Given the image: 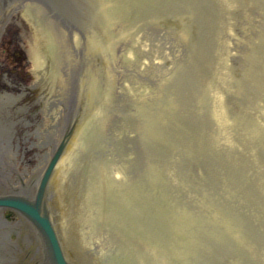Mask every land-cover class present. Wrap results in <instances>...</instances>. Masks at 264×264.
Segmentation results:
<instances>
[{
	"label": "rangeland",
	"instance_id": "374dc122",
	"mask_svg": "<svg viewBox=\"0 0 264 264\" xmlns=\"http://www.w3.org/2000/svg\"><path fill=\"white\" fill-rule=\"evenodd\" d=\"M57 1L74 23L104 32L111 54L100 137L92 146L74 140L57 186L54 178L49 186L47 205L64 244L70 236L82 247L97 220L98 248L79 257L129 264L105 209L97 215L98 183L106 177L137 189L145 183L152 199L143 213L152 227L186 234L179 260L168 252L158 264H264V0H125L113 23L103 0ZM179 15L185 25L174 21ZM19 32L33 59L30 31ZM30 139L11 138L20 171L36 164L39 149ZM228 217L243 244L214 233Z\"/></svg>",
	"mask_w": 264,
	"mask_h": 264
},
{
	"label": "bare ground",
	"instance_id": "6f19581e",
	"mask_svg": "<svg viewBox=\"0 0 264 264\" xmlns=\"http://www.w3.org/2000/svg\"><path fill=\"white\" fill-rule=\"evenodd\" d=\"M125 0H103L102 1V12L106 16L109 23H113L115 20H117V17L121 13H123V7L127 6L129 3L124 2ZM123 4V5H122ZM21 12L23 13V16L26 17V19L29 21L31 26L34 30L35 35V45H34V55L37 61V65L41 70H44V63L46 62L45 66V72L47 76V80L51 83L53 89L54 96H57L59 100L63 101L64 106L61 110L62 114L67 111V106L69 105V80L70 77L77 78V83L84 87L82 90V93L84 95L83 99V108L84 112L86 110H92L95 108V104L99 101V99L102 98V95L105 94V90L107 89V85L109 82V77L106 74V72L101 71V69H104L110 62V56L109 54V46L108 41L102 36L104 32L101 30L95 31V33L90 37L89 39L86 38L85 42H83L82 37L79 35V33L75 30L68 31L66 30L63 25L60 23L59 20H57L54 15L52 14L50 8L47 6L38 3V2H26L23 4ZM104 49L105 55L104 60H99L100 64H97V66L94 68L87 67L88 63L91 60H95V57H92V53H94L97 49L100 51ZM124 56H121L120 65H123L126 60L124 61ZM64 69V73H62V70ZM87 69V70H86ZM55 89V90H54ZM145 94V98H147L148 94ZM66 107V108H65ZM56 111V112H57ZM156 122H159V118L156 120ZM85 132V129H84ZM83 132V133H84ZM89 132V131H88ZM51 140H56L59 137V133L54 131L51 132ZM81 140L87 143L88 146H92L95 142L94 137L92 135L83 134L81 137ZM4 153L9 155V161L12 159V154L10 151V148H8V145L3 146ZM8 167V163H5V165L0 166V181L1 184L4 185V174L5 169ZM60 168V167H59ZM42 169L41 165L36 166L35 170L39 172ZM57 172H60V169H58ZM25 180H24V178ZM22 177L23 183H26V186H29L30 182L28 181L27 175H24ZM122 192L119 191V195L117 198L121 202L118 205L117 210L123 211V208H126L129 213L124 211L120 214L115 213L116 216L114 218V222H119L120 225L116 224L114 228L115 235L119 238L120 244L119 246H127L126 248H123V251L127 253L125 256L129 260V264H145L144 260H155V263L158 264V259H165V256L162 254L167 253L166 251L170 248L173 249L175 257L180 255L182 253V250L180 246L184 242V239H180L184 236H181V234L177 233V228H173L172 234L168 236L167 231H163V228H159L158 233L154 232L153 234H150L142 239L139 238L138 235H135L137 238H134L131 233V226H134V228H141L144 231L145 229H148V221L147 226L146 223L144 224L139 221L138 219V213L143 210L142 206L144 207L145 204L148 203L146 200V192L148 187L146 185L141 184L140 188H134L132 187V182H129V184H126L128 182H120ZM118 183V185L120 184ZM105 187L108 189L109 186L105 185ZM31 191V188H29ZM19 192V191H18ZM143 195V196H142ZM142 196V197H141ZM100 201L97 206V215H100L102 217V213L104 212V209L107 205V202H109L108 206H112L115 203V199L111 196V198L108 201L109 194L102 192L100 194ZM137 197H141L140 199H137ZM134 200L137 201L136 205L138 206L137 211H131L130 208L134 205ZM149 204V203H148ZM141 205V206H140ZM131 206V207H130ZM140 214V213H139ZM147 216V215H146ZM221 218V214L215 218ZM130 220V224L123 223L126 220ZM228 221H234L231 217L227 218ZM140 222V223H139ZM232 227V224L229 223ZM143 227V228H142ZM145 228V229H144ZM167 229V228H166ZM224 231L229 230V234L231 235L233 233V228H223ZM99 231V228H92L90 233L88 235L83 234L82 242L84 249L87 246L93 245L95 248L97 247V240L98 235L96 236V233ZM149 231V230H148ZM177 235V236H176ZM236 242L239 244H243V240L238 238L237 235L232 236ZM129 238V239H126ZM140 239V240H139ZM162 239H166V242ZM173 240V242L167 245V242L170 240ZM96 241V242H95ZM187 242V241H186ZM1 244H3V240L1 239ZM163 243V244H162ZM169 244V243H168ZM143 245V246H140ZM151 245L152 247H149ZM149 247L151 249H155L156 253L154 255H158V258L156 259L154 255L147 256L145 254V248ZM98 248V247H97ZM6 250L8 252V260L10 261L13 257V248L11 246H7ZM180 252V253H179ZM168 257L169 254H165ZM179 260V256H178ZM152 262L151 264H153Z\"/></svg>",
	"mask_w": 264,
	"mask_h": 264
},
{
	"label": "water",
	"instance_id": "95a60500",
	"mask_svg": "<svg viewBox=\"0 0 264 264\" xmlns=\"http://www.w3.org/2000/svg\"><path fill=\"white\" fill-rule=\"evenodd\" d=\"M53 163V162H52ZM52 165V164H51ZM51 169V166L50 168ZM43 189V187H42ZM43 191V190H41ZM40 191V194H42ZM41 195H38L35 204L32 203H25L18 199H10L1 201L0 203H6L10 204L12 207L17 208L21 210L24 214H26L35 224L38 228H41L43 232L46 235V238L49 242L50 246V254L51 257H53L56 260L55 264H67L63 258V255L61 253V249L59 247V244L57 242V239L52 231V226L46 216V214H41L40 212V206H41Z\"/></svg>",
	"mask_w": 264,
	"mask_h": 264
}]
</instances>
